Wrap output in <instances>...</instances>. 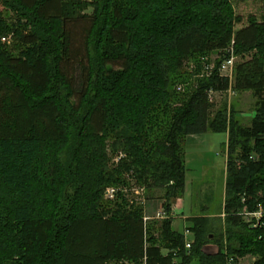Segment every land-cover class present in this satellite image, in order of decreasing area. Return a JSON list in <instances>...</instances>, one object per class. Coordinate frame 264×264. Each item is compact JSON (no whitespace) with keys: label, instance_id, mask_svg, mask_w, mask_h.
Listing matches in <instances>:
<instances>
[{"label":"trees","instance_id":"16d2710c","mask_svg":"<svg viewBox=\"0 0 264 264\" xmlns=\"http://www.w3.org/2000/svg\"><path fill=\"white\" fill-rule=\"evenodd\" d=\"M0 4V264H264V224L241 214L264 208V14L236 29L232 0ZM212 52L211 72L178 92L186 62ZM231 54L232 81L217 71ZM227 90L253 94L248 125L209 100ZM207 132L225 136L223 218L190 217L186 248L171 201L185 191V137ZM126 174L163 191L167 217L144 221L121 191L104 199Z\"/></svg>","mask_w":264,"mask_h":264},{"label":"rangeland","instance_id":"374dc122","mask_svg":"<svg viewBox=\"0 0 264 264\" xmlns=\"http://www.w3.org/2000/svg\"><path fill=\"white\" fill-rule=\"evenodd\" d=\"M234 5V10L236 15L240 16L242 21L235 25V28H239L247 24L248 17L254 15L257 19H261V15L264 14V0H232ZM0 9L2 10L4 16L9 19L11 14L0 4ZM92 8H88L86 13H91ZM85 23L77 21L69 25V29L73 32L74 45L80 47L81 40L83 36ZM8 39V38H7ZM218 53L212 52L204 57H200L195 60H190L186 62L184 68L182 69V82L176 86L178 92L186 91L194 85L198 79L204 78L203 73L204 63L212 64L217 60ZM235 61L239 62L241 59L235 57ZM209 100L213 101L215 105L220 104L222 101L226 100L227 112L229 111L231 105L239 111V120L243 125H248L250 123L251 117L254 112L255 98L250 91L244 92H233L232 90H227L224 92H211L209 93ZM204 143L200 144V147L194 146V148H183L184 151V163L186 167L185 172V191L182 195L184 200L183 211L184 214L193 213L207 214L215 217L216 227L218 226L217 218L221 216V211L224 202V183H225V154L223 152V143L225 141L224 134L221 133H207L205 134ZM212 137L213 140H210ZM185 146V144H184ZM122 156V155H120ZM119 160V156L113 158L114 162ZM126 179L129 186L114 187L109 186L104 192L105 200H114L117 192H122L126 198L129 200L130 204L141 205L144 207V215L147 216L149 210L153 212L154 216L148 219L151 220H161L157 218V213L163 209L162 199L159 198L163 191L161 189H147L144 186L136 183L133 176L126 174ZM114 189L113 197L107 195L108 189ZM153 200L155 205L153 208L148 207V200ZM157 201V202H154ZM172 202V201H171ZM161 204V206L159 205ZM160 208L158 211L157 209ZM158 211V212H157ZM146 212V213H145ZM203 212V213H202ZM171 216V215H170ZM221 219V218H220ZM184 220H177L173 225L178 232L184 231L185 225ZM183 233V232H182ZM192 240L191 235L185 236V242ZM217 250V245L215 243H209L203 247V251L207 253L215 252ZM255 257L247 255L239 259V264H253Z\"/></svg>","mask_w":264,"mask_h":264},{"label":"built area","instance_id":"2783aa9c","mask_svg":"<svg viewBox=\"0 0 264 264\" xmlns=\"http://www.w3.org/2000/svg\"><path fill=\"white\" fill-rule=\"evenodd\" d=\"M234 63H235V57L234 55H230L227 58H224L221 62L220 65L217 67V71L219 72L220 75L222 76H226L228 77V79L230 81H232L233 79V75H234ZM214 68V63L210 64V63H204V67H203V73L205 75L209 74L211 72V70ZM211 93V91H210ZM114 194V189H108L107 190V195L109 197H113ZM245 219V221H247L252 227H260L264 224V208L262 206H258V208L254 211H248V210H243V212L241 213ZM167 217L164 213V211L160 210L157 213V218H165ZM151 217L149 216H143V220L147 221L148 219H150ZM190 234V231L188 228H185L184 230V235L187 236ZM190 241L185 242V247L189 248L190 247ZM231 262V258L228 260L227 264H230Z\"/></svg>","mask_w":264,"mask_h":264},{"label":"crops","instance_id":"0c3cea01","mask_svg":"<svg viewBox=\"0 0 264 264\" xmlns=\"http://www.w3.org/2000/svg\"><path fill=\"white\" fill-rule=\"evenodd\" d=\"M207 133H209V132H207ZM207 133L187 135L185 137V140H184V144H185L184 147L185 148H187V147L194 148V146L200 147L201 146L200 144L204 143L205 138H206L205 134H207ZM210 140H213L212 137H210ZM225 170H226V163H225ZM225 170H224V173H225ZM148 202H150L148 204V207L150 206L151 208H153L155 206L153 204V200L151 201V198H150V200L147 201V203ZM154 202H157V201H154ZM159 205L161 206V204H159ZM183 207H184V200H183L182 196L181 197H177V198L172 200V202H171V213H170L171 221H172V228L174 230H177V231H178V229H175L173 227V225L177 222V220H184L183 224L185 225V227H184V230H185V228H187L189 226V224H190L189 218L198 215L197 213H193L192 211L190 212V214H184ZM157 210L159 211L160 208H158ZM148 215H150L151 217L154 216L153 212L150 211V210H149ZM209 216H211V215H209ZM163 252H165V251H163ZM215 252H211V253H215Z\"/></svg>","mask_w":264,"mask_h":264}]
</instances>
